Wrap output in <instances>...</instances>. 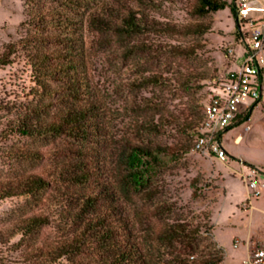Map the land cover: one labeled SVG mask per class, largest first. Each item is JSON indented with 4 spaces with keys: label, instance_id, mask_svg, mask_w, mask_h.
I'll return each instance as SVG.
<instances>
[{
    "label": "rangeland",
    "instance_id": "374dc122",
    "mask_svg": "<svg viewBox=\"0 0 264 264\" xmlns=\"http://www.w3.org/2000/svg\"><path fill=\"white\" fill-rule=\"evenodd\" d=\"M141 1L143 3L139 0H80V6L66 9L49 0H0V55L4 47L24 38L30 31L27 19L34 11H57L79 23L77 39L86 61V79L101 107L99 122L105 129L101 141L83 143L84 147L66 139L11 137L0 145V180L22 173H45L55 165L81 159L103 168L104 181H113L117 167L109 155L121 140L180 152L188 149L154 181L157 193L152 199L148 200L146 195H122V205L135 240L148 255L161 256L162 264H178L174 262L176 259L197 264L215 250L223 256L221 264H242L250 251L264 247V76L261 100L250 119L221 138L225 161L200 155L192 147L201 130L205 105L221 83L240 66L248 43L247 22L241 20L238 24L228 8L205 18H194L188 14L194 0ZM225 1L235 3L237 8L236 0ZM122 4L143 12L159 24L181 27L203 23L210 25L211 30L203 36L155 32L124 39L88 27L90 11H99L105 6L120 8ZM252 6L264 8V0H256ZM249 16L256 22H264V14L251 12ZM178 49H195L196 52L194 56L177 55ZM11 59L12 64L0 68V106L6 110L0 113V120L12 118L33 99L31 70L23 55L19 52ZM151 77H162L166 82L157 86L148 81ZM187 77L204 79L192 80L187 88L183 86ZM253 103L245 101L249 106ZM141 123L160 125V133H140ZM11 148L37 150L47 157L40 163H17L5 154ZM72 150L86 151L93 158H80ZM242 161L260 168L255 176L259 198H251L242 179V173L249 171ZM92 187L56 183L36 200H2L0 232L17 220L43 210L50 214L51 222L41 230L39 240L57 238L58 226L63 224L60 220L68 211L59 203L63 193L88 192ZM247 204L252 207L250 210L248 206L245 209ZM175 224H182L193 233L200 230L195 242L169 245L151 239ZM17 241L15 238L8 245H0V264H32L25 260L30 247L27 243L12 246ZM86 261L92 260L86 258Z\"/></svg>",
    "mask_w": 264,
    "mask_h": 264
},
{
    "label": "trees",
    "instance_id": "16d2710c",
    "mask_svg": "<svg viewBox=\"0 0 264 264\" xmlns=\"http://www.w3.org/2000/svg\"><path fill=\"white\" fill-rule=\"evenodd\" d=\"M49 1L66 9L81 5L80 0ZM226 8L231 10L237 23L241 24L235 3L225 0H194L188 14L194 18H205ZM27 20L30 31L24 38L4 47L0 55V68L12 64V56L20 52L31 70L30 82L33 86L30 92L33 99L19 108L12 118L0 120V145L14 136L31 140L66 139L82 147L86 142L98 143L104 137L102 134L105 129L99 122L102 120L101 107L91 94L86 79V61L81 42L77 39L80 36L76 27L79 23L60 12L50 10L34 11L28 14ZM87 24L94 31L119 35L124 39L155 32L203 36L211 30L210 25L203 23L181 27L159 24L143 12L124 7L123 4L120 8L105 6L99 11H90ZM195 52V49H178L176 54L194 56ZM202 79L204 77H187L183 86L189 88L192 80ZM260 80L263 83V72ZM148 81L157 86L166 82L162 77H151ZM260 100L254 102L220 133V143L226 132L250 119ZM2 110L6 111L0 106V113ZM138 128L140 133L147 135L160 133L158 124L141 123ZM72 151L80 158H93L86 151ZM185 152L188 149L180 152L168 147H149L121 140L109 155L117 167L113 181H104L103 168L94 167L92 161L81 159L52 165L45 173H22L0 180V201L11 198L36 200L56 183L76 187L93 186L88 192L63 193L59 203L67 207L68 211L60 220L63 224L58 226L59 237L39 240L41 230L51 222L50 214L42 210L17 220L0 232V245H8L15 238L18 241L12 245L14 247L27 243L30 248L25 254V260L32 264H162L161 256L154 258L148 255L135 240L121 197L146 195L148 200L152 199L157 193L154 181L170 164L179 161ZM5 154L17 163L35 164L47 157V154L37 150L19 148H11ZM242 163L249 168L256 167L246 161ZM199 233L200 230L193 233L184 225L175 224L151 239L169 245L188 241L191 245ZM86 258L93 262L86 261ZM174 262L188 264L178 259ZM222 262L221 252L215 250L197 264Z\"/></svg>",
    "mask_w": 264,
    "mask_h": 264
},
{
    "label": "built area",
    "instance_id": "2783aa9c",
    "mask_svg": "<svg viewBox=\"0 0 264 264\" xmlns=\"http://www.w3.org/2000/svg\"><path fill=\"white\" fill-rule=\"evenodd\" d=\"M255 1L236 0L238 17L247 22L248 43L236 72L221 83L205 105L201 130L192 147L193 151L200 155L214 156L221 161L226 160V153L218 136L250 107L245 101L256 102L262 95L263 83L260 74L263 72L264 76V22H256L249 15L251 12L264 14V8L252 6ZM258 170L259 167L249 168V171L243 175L251 198H256L259 194L255 177ZM247 206L248 204L244 205L245 209ZM263 263L264 247L262 246L251 251L242 264Z\"/></svg>",
    "mask_w": 264,
    "mask_h": 264
},
{
    "label": "crops",
    "instance_id": "0c3cea01",
    "mask_svg": "<svg viewBox=\"0 0 264 264\" xmlns=\"http://www.w3.org/2000/svg\"><path fill=\"white\" fill-rule=\"evenodd\" d=\"M222 147H223V145H222ZM224 149V148H223ZM225 150V149H224ZM248 172V171H247ZM247 172H244V173H242V179H243V175H245ZM244 183H245V181H244ZM245 185H246V183H245ZM247 187V186H246ZM247 189H248V187H247ZM249 190V189H248ZM250 191V190H249ZM259 192V191H258ZM259 196H260V193L258 194V196L256 197V198H259ZM252 207L250 206L249 207V209L248 210H250ZM212 231H213V229H212ZM218 243V242H217ZM234 247H235V245H234ZM251 252V251H250ZM249 252V253H250ZM249 253H248V255H249Z\"/></svg>",
    "mask_w": 264,
    "mask_h": 264
}]
</instances>
